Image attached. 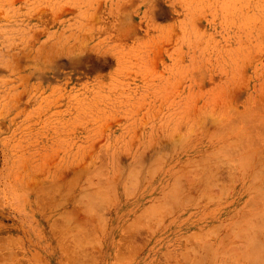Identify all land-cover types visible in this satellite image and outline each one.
<instances>
[{
    "label": "rangeland",
    "instance_id": "374dc122",
    "mask_svg": "<svg viewBox=\"0 0 264 264\" xmlns=\"http://www.w3.org/2000/svg\"><path fill=\"white\" fill-rule=\"evenodd\" d=\"M263 219L264 0H0V264H264Z\"/></svg>",
    "mask_w": 264,
    "mask_h": 264
},
{
    "label": "bare ground",
    "instance_id": "6f19581e",
    "mask_svg": "<svg viewBox=\"0 0 264 264\" xmlns=\"http://www.w3.org/2000/svg\"><path fill=\"white\" fill-rule=\"evenodd\" d=\"M253 127V126H252ZM261 133V132H260ZM259 135V134H258ZM261 135V134H260ZM263 137V136H262ZM243 146V145H242ZM259 146V145H258ZM233 156V155H232ZM206 167V166H205ZM200 168V167H199ZM197 169V168H196ZM203 169V168H202ZM135 170V169H134ZM201 170V169H200ZM195 171V170H194ZM207 174V173H206ZM208 175V174H207ZM190 176H191V174H190ZM135 177H137V176H135ZM192 177V176H191ZM105 179V178H104ZM134 181V180H133ZM103 184V183H102ZM176 189V188H175ZM209 190V189H208ZM178 191V190H177ZM47 194V193H46ZM207 194V193H206ZM206 194H205V196H206ZM210 194V193H209ZM160 199V198H159ZM251 202V201H250ZM97 203V202H96ZM99 204V203H98ZM251 205V204H250ZM94 206V205H93ZM92 208V207H91ZM95 209V208H94ZM93 209V210H94ZM173 209V208H172ZM91 211V210H90ZM101 211V210H100ZM106 211V210H105ZM96 213H97V211H96ZM66 220V219H65ZM264 220V219H263ZM67 222V221H66ZM68 223V222H67ZM151 226V225H150ZM102 230V229H101ZM70 238V237H69ZM251 239H252V237H251ZM77 242V241H76ZM131 242V241H130ZM73 243V242H72ZM252 243V242H251ZM69 245V244H68ZM127 245V244H126ZM128 247H129V245H128ZM68 248V247H67ZM133 249V248H132ZM7 253V252H6ZM118 253H120V252H118ZM2 254V253H1ZM124 255V254H123ZM9 256V255H8ZM121 256V255H120ZM119 257V256H118ZM120 259V258H119ZM123 259H124V257H123Z\"/></svg>",
    "mask_w": 264,
    "mask_h": 264
}]
</instances>
